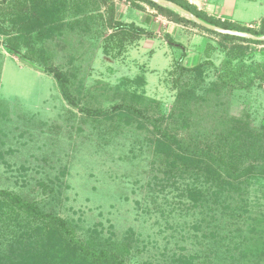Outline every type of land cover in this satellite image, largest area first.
I'll use <instances>...</instances> for the list:
<instances>
[{
	"label": "rangeland",
	"instance_id": "374dc122",
	"mask_svg": "<svg viewBox=\"0 0 264 264\" xmlns=\"http://www.w3.org/2000/svg\"><path fill=\"white\" fill-rule=\"evenodd\" d=\"M17 2L0 5L4 26L9 25L7 19L16 12ZM146 5L156 21L152 32L160 28L166 42L160 41L155 51L132 48L138 39L127 48L117 46L104 53L107 21L99 18L98 29L71 35L84 45L79 41L66 45L59 38L46 43L51 62L70 68L80 63L76 59L71 63L70 53L76 47L87 48L85 55L91 58L86 60L90 67L84 81L89 86L97 80L108 84L104 108L118 102L125 89L156 99L164 113L175 99L178 65H201L200 75L187 73L190 82L201 78L199 84L208 85L217 79L216 71L235 76V85L249 87L233 91L231 112L248 111L255 124H264V82L255 79L264 62V44L225 39L199 26L171 21ZM173 22L181 26L180 37L161 32ZM2 42L0 35V100L9 108L8 117L0 123L4 133H0V189L37 199L65 219L81 239L120 241L132 230L139 244L130 249L127 264H177L178 257L200 251V242L193 236L199 238L201 232L191 225L195 217L180 214L174 191L154 185L140 132L126 126L119 130L71 107L51 75L9 53ZM248 192L251 212L264 211V180L251 182Z\"/></svg>",
	"mask_w": 264,
	"mask_h": 264
},
{
	"label": "trees",
	"instance_id": "16d2710c",
	"mask_svg": "<svg viewBox=\"0 0 264 264\" xmlns=\"http://www.w3.org/2000/svg\"><path fill=\"white\" fill-rule=\"evenodd\" d=\"M7 1L10 0H0V5ZM14 1H18L16 12L7 19L9 25L4 26L3 20L0 21L2 45L6 50L51 75L65 101L84 115L108 126L113 123L119 130L126 126L140 132L150 156L154 185L161 191H174L180 214L195 217L191 225L201 235L193 237L200 242L201 250L178 257L176 263L264 264V211L251 212L248 192L251 182L264 180V124H255L248 111L231 112L233 91L244 87L235 85V76L216 71V80L200 85L201 78L193 77L196 82H190L187 73L200 75L201 65L192 68L178 65L177 92L167 113L161 110L156 99L125 89L118 102L104 108L108 84L97 80L89 86L84 81L90 67L86 60L91 57L85 55L88 49L76 47V52L70 53V60L80 63L65 69L51 62V53L46 48V43L57 38L66 45H75L76 41L84 45L82 39H72L71 35H83L90 30L88 27L94 18L90 14L96 12L97 3L91 0ZM134 1L154 7L172 21L201 27L167 6L150 0ZM171 1L210 24L264 34V21L257 29L238 26L202 16L181 0ZM113 12L111 7L106 21L112 32L102 47L104 53L109 54L117 46L122 50L142 36L150 35L133 23L114 20ZM201 28L225 39L264 44V41ZM167 40L173 41L169 35ZM1 71L0 62V75ZM257 74L255 79L264 82V62ZM8 108V103L0 100V123L8 117ZM0 133L4 135L2 130ZM130 233L120 241L81 239L65 219L37 199L0 189V264H127L130 249L139 244L132 230Z\"/></svg>",
	"mask_w": 264,
	"mask_h": 264
},
{
	"label": "crops",
	"instance_id": "0c3cea01",
	"mask_svg": "<svg viewBox=\"0 0 264 264\" xmlns=\"http://www.w3.org/2000/svg\"><path fill=\"white\" fill-rule=\"evenodd\" d=\"M97 3L98 8L96 12H92L91 23L88 29H98L99 26L96 23V19L104 18L107 20L109 17L110 8L113 7V19L120 20L124 23H133L134 25L144 28L150 33V35L142 36L138 43L132 48L143 50L144 52L155 51L156 45L159 46V42L164 44V38L161 39L160 28L154 31L156 21L153 18L152 10L141 2L135 1L136 4H129L122 1L114 3L113 0H91ZM193 10L205 16L219 20L221 22H228L238 26H246L247 24L257 23L264 21V0H181ZM138 4V5H137ZM101 15V17L99 16ZM172 21V20H171ZM98 22V21H97ZM163 25H161L162 27ZM181 26L177 22L165 24L161 28V32H168L174 38L180 37L182 31ZM104 32L109 35L112 31L106 27ZM180 34V35H179Z\"/></svg>",
	"mask_w": 264,
	"mask_h": 264
},
{
	"label": "water",
	"instance_id": "95a60500",
	"mask_svg": "<svg viewBox=\"0 0 264 264\" xmlns=\"http://www.w3.org/2000/svg\"><path fill=\"white\" fill-rule=\"evenodd\" d=\"M150 1L157 3V4H160V5H163V6H167L170 9H172L173 11L183 15L188 20H190V21L196 23L197 25H200L201 27H204L208 30H211V31H214V32H217L220 34L242 37L245 39L264 41V34L263 35H254L250 32L239 31V30H235V29H225L223 27H220V26H217L214 24H210V23L202 20L201 18H199L197 15H195L191 11L183 8L181 5L177 4L174 1H171V0H150Z\"/></svg>",
	"mask_w": 264,
	"mask_h": 264
},
{
	"label": "built area",
	"instance_id": "2783aa9c",
	"mask_svg": "<svg viewBox=\"0 0 264 264\" xmlns=\"http://www.w3.org/2000/svg\"><path fill=\"white\" fill-rule=\"evenodd\" d=\"M114 3H118L120 1H122L123 3L126 2V0H113ZM260 26V22H257V23H251V24H247L246 27L248 28H252V29H257L258 27Z\"/></svg>",
	"mask_w": 264,
	"mask_h": 264
}]
</instances>
